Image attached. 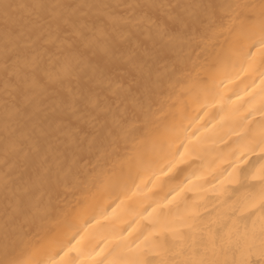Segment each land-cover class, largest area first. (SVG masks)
Returning <instances> with one entry per match:
<instances>
[{
	"label": "bare ground",
	"instance_id": "1",
	"mask_svg": "<svg viewBox=\"0 0 264 264\" xmlns=\"http://www.w3.org/2000/svg\"><path fill=\"white\" fill-rule=\"evenodd\" d=\"M0 264H264V0H0Z\"/></svg>",
	"mask_w": 264,
	"mask_h": 264
}]
</instances>
